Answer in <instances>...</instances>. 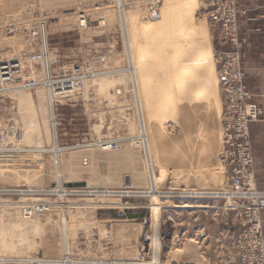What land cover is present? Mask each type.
<instances>
[{
  "label": "rangeland",
  "instance_id": "obj_1",
  "mask_svg": "<svg viewBox=\"0 0 264 264\" xmlns=\"http://www.w3.org/2000/svg\"><path fill=\"white\" fill-rule=\"evenodd\" d=\"M79 2L0 0V21L24 8L40 20L36 40L16 32L0 52V264H116L142 255L151 263L154 244L142 249L141 234L156 227L159 264H216L236 234L233 215L211 200L165 193L153 220L149 167L164 175V192L221 183L218 86L217 102L204 91L211 56L216 77L215 58L228 43L198 3L191 14L184 0H161V19L150 25L133 5L125 12L129 61L120 15L104 9L95 15L103 26L78 30L66 15ZM246 4L250 16L263 12L264 0ZM254 27L264 31V21L241 25L240 36L242 62L255 67L264 35L251 37ZM249 75L255 100L264 99V85ZM28 205L46 209L25 217Z\"/></svg>",
  "mask_w": 264,
  "mask_h": 264
},
{
  "label": "built area",
  "instance_id": "obj_2",
  "mask_svg": "<svg viewBox=\"0 0 264 264\" xmlns=\"http://www.w3.org/2000/svg\"><path fill=\"white\" fill-rule=\"evenodd\" d=\"M81 1L73 12L66 15L78 30L88 29L93 22H96L97 26H103L104 16L96 18L95 15L107 8H112L121 17L134 5L141 10L140 14L145 20L155 22L161 19V0ZM89 2H92V6L87 5ZM197 3L206 20L219 28L222 39L229 46L215 58L221 104L216 160L222 171V181L213 188L170 190L163 194L166 193L175 200H211L222 212L233 215L237 225L236 234L216 264H264V189L257 184L250 134L251 125L263 118L264 109L255 100V95L246 82L241 54L243 39L240 36L242 19L264 21V5L261 14L250 16L249 9L242 0H197ZM1 17L4 19L0 21V52L4 49L8 51L13 41L20 38L17 33H21L23 42L28 44L40 35L39 17H32L26 8L5 13ZM140 138L139 143L143 145V137ZM4 139L5 128L0 125V150L4 149L1 145ZM185 206L187 205L184 203L182 207ZM45 209L44 206L28 205L22 209V214L29 217L35 211ZM146 222L147 219H144L142 223ZM151 225L149 218L148 226ZM141 239L142 249L144 244L150 247L151 243H158V228L156 227L154 233L143 232ZM153 249L151 263H142V255L136 260L117 261L116 264H156L158 250H155V245Z\"/></svg>",
  "mask_w": 264,
  "mask_h": 264
},
{
  "label": "crops",
  "instance_id": "obj_3",
  "mask_svg": "<svg viewBox=\"0 0 264 264\" xmlns=\"http://www.w3.org/2000/svg\"><path fill=\"white\" fill-rule=\"evenodd\" d=\"M246 1L247 0H242V3L245 6H247ZM248 9L251 10L250 7H248ZM254 21H258V19L254 20ZM250 22L251 21H247L245 19H242L241 25L249 24ZM249 32H250L251 37L257 38V37H261L264 35V31L262 30L261 27L260 28L259 27L250 28ZM257 46H259V45L256 43H248L247 44V47H249L251 49H256ZM261 57H262V59H259L258 61L255 62V64H259L255 67L252 66L251 63L249 65H247V63L244 64L245 62H242L243 68L246 69V71H245L246 72V82H247L249 89L252 92H253V90L249 86V83L251 82V81H249V76H250L249 73H253L255 79L261 81V86L264 85V52L261 54ZM256 58H257V56L254 59H256ZM261 86L256 87V90L261 91ZM263 89H264V86H263ZM256 101L264 109V99H262V100L256 99ZM263 120L261 122H258V123L257 122L253 123L250 127L251 139H252V142L254 143L253 144V153H254L255 168H256V179H257V184L261 189H264V183L261 181V179L264 178V171H262V169H264V146H263V149L259 150V147L257 145H255V143H258V141L264 143V140H261V141L259 140L260 134L264 133V121Z\"/></svg>",
  "mask_w": 264,
  "mask_h": 264
},
{
  "label": "bare ground",
  "instance_id": "obj_4",
  "mask_svg": "<svg viewBox=\"0 0 264 264\" xmlns=\"http://www.w3.org/2000/svg\"><path fill=\"white\" fill-rule=\"evenodd\" d=\"M184 7L186 8V9H188V10H190V13L192 14L193 13V11L195 10V9H197L198 7V5H197V0H184ZM182 3V4H183ZM126 16L125 15H123V16H121V25H122V27H123V31H124V34L126 35V39H127V41H126V45H127V51H128V56H129V61H130V58H131V52H130V50H131V43H130V41H129V37H128V31H127V21H126ZM155 22H150V23H147V24H154ZM147 28H150L149 30H151V27H147ZM128 37V38H127ZM125 43V42H124ZM211 56V55H210ZM130 72L132 71V70H134V66L132 65V64H130ZM214 62H213V59H212V56H211V64L209 65V70L211 69V72L209 73L210 74V76H209V78H210V80H211V84H210V87H209V89L208 90H205L204 91V94H205V96H210V95H213L214 97H215V100H216V102L218 101V96H217V90H216V86H217V80H216V77H215V73H214ZM49 82V81H48ZM50 83V82H49ZM142 126H143V124H142ZM145 126V125H144ZM144 133H142V132H140V137H143V141H144V143H145V146H147L146 145V138H145V136L143 135ZM212 145H213V142L211 143ZM9 149V148H8ZM53 151H55L56 153H58V151H59V148H57L56 146L53 148ZM150 164H151V162H150ZM149 164V165H150ZM149 171H150V173H149V181H150V183H149V186H150V190H149V194H150V196H151V199H152V201H154L153 202V204H152V206H151V216H152V218H153V220H157L158 219V214H160L158 211H160L159 209V207H154V206H159V202H157V198L159 197V196H161L163 193H164V191L163 190H161V189H159L158 188V183H160V181H164V175H161L160 177H158L157 175H155V173H154V169H153V166H152V164L150 165V167H149ZM59 176V175H58ZM38 178V177H37ZM61 187V186H60ZM158 188V189H157ZM2 191V190H1ZM29 192H30V190H28ZM64 191H66L65 189H58L57 190V193L59 192L60 193V196H62V193L64 192ZM109 192H111V191H108V193ZM55 193H56V191H55ZM95 193V192H94ZM142 193V192H141ZM141 193H140V195H141ZM134 194V193H133ZM144 197V196H143ZM172 206V205H171ZM174 206V205H173ZM84 220H87V218L86 219H84ZM82 223V222H81ZM67 228V227H66ZM68 229V228H67ZM154 245H155V250H157L158 249V243L156 242V243H154ZM70 261V260H69ZM156 264H159V261H156ZM198 264V263H197Z\"/></svg>",
  "mask_w": 264,
  "mask_h": 264
}]
</instances>
